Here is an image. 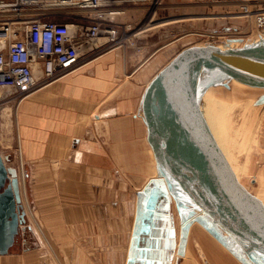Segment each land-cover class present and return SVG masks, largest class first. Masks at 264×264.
<instances>
[{"label":"crops","instance_id":"0c3cea01","mask_svg":"<svg viewBox=\"0 0 264 264\" xmlns=\"http://www.w3.org/2000/svg\"><path fill=\"white\" fill-rule=\"evenodd\" d=\"M168 3L197 11L173 22L205 18L206 6L235 13L240 0ZM143 10L129 6L123 20L145 19ZM136 43L125 40L73 73L6 98L5 164L18 170L26 223L0 264L246 263L161 175L142 100L177 53L161 52L171 43L153 51Z\"/></svg>","mask_w":264,"mask_h":264},{"label":"water","instance_id":"95a60500","mask_svg":"<svg viewBox=\"0 0 264 264\" xmlns=\"http://www.w3.org/2000/svg\"><path fill=\"white\" fill-rule=\"evenodd\" d=\"M260 42L187 46L153 77L142 100L148 142L171 193L188 198L256 264L257 252L264 254V203L238 179L201 101L205 84L217 74L264 90ZM8 161V155L0 154V254L15 244L26 223L18 170L7 166Z\"/></svg>","mask_w":264,"mask_h":264},{"label":"built area","instance_id":"2783aa9c","mask_svg":"<svg viewBox=\"0 0 264 264\" xmlns=\"http://www.w3.org/2000/svg\"><path fill=\"white\" fill-rule=\"evenodd\" d=\"M161 4V0H0V138L6 117L11 118L6 98L73 73L99 52L123 45L120 19L128 7L147 8L152 18ZM76 10L92 12L88 24L73 19ZM234 14L252 22L264 37V0H240Z\"/></svg>","mask_w":264,"mask_h":264},{"label":"rangeland","instance_id":"374dc122","mask_svg":"<svg viewBox=\"0 0 264 264\" xmlns=\"http://www.w3.org/2000/svg\"><path fill=\"white\" fill-rule=\"evenodd\" d=\"M161 3V5H158L156 15L152 18L146 10L142 12H146L147 17L142 20H123L124 15L120 19V22L123 23L120 29L121 40L124 43L126 40L128 43L135 45L137 44L136 41H143L147 45L150 43L149 46H151L152 51L174 41L161 51L168 50L165 53V58L195 44L213 43L225 46H244L257 44L260 38L264 40V37H260V33L252 25V22H249L246 18H232L231 16H235L234 13H218L222 9L221 7H211L209 9L206 6L207 13L202 15L206 16L205 18L191 17L186 18L187 20L179 19L172 22L169 20L172 16L184 14L197 16V11H192L187 6L172 5L168 3V0H161ZM213 9L217 13L210 14V10ZM72 14L75 16L73 19L86 25L91 19L89 15L92 12L90 10H76ZM137 32L141 33L134 35ZM136 38L139 39L135 40ZM105 51L107 50H103L96 55L99 56ZM161 52L157 55L161 54L160 57H163ZM231 81V78L228 79V77L217 74L205 84L203 95L205 96L208 92L209 98H206L207 102L203 114L209 126L214 114L221 136H224L222 139L225 147L241 173L242 183L264 203V90L236 87ZM211 87H213L212 90H210ZM222 111L224 112L222 113ZM216 113H219V118ZM224 128L227 129H225L226 132ZM0 154L5 155V130L0 138ZM242 166H244V169L241 172L239 169ZM237 248L244 258L245 264H256L248 259L238 245ZM257 253L260 257L259 264H264V254Z\"/></svg>","mask_w":264,"mask_h":264},{"label":"bare ground","instance_id":"6f19581e","mask_svg":"<svg viewBox=\"0 0 264 264\" xmlns=\"http://www.w3.org/2000/svg\"><path fill=\"white\" fill-rule=\"evenodd\" d=\"M144 28V27H143ZM254 39V38H253ZM252 39V40H253ZM260 39H262V38H260ZM259 40V39H258ZM259 42H260V40H259ZM256 43V42H255ZM261 43V46L262 47H264V40H262V42H260ZM230 46V45H229ZM231 46H234V45H231ZM221 47H227V45L225 46V45H221ZM229 79V78H228ZM233 81V84L237 87H243V88H245V87H249V88H254V87H251V86H248V85H246V84H244V83H242V82H240V81H238V80H235V79H233L232 80ZM231 81V82H232ZM221 84V83H220ZM212 88L213 87H211V89L210 90H212ZM254 89H258V88H254ZM261 90V89H260ZM234 91V90H233ZM211 93V92H210ZM206 98H209V96H208V92L205 94V96L204 95H202V101H201V108H202V111L204 110V106L206 105ZM220 100V99H219ZM241 100V99H240ZM225 101V100H224ZM221 102V101H220ZM239 103V102H238ZM250 103V102H249ZM230 104V103H229ZM232 106V105H231ZM231 106H230V108H231ZM249 106V105H248ZM224 107V106H223ZM252 107V106H251ZM255 108V107H254ZM247 110V109H246ZM219 112V111H218ZM224 111H222V113H223ZM204 113V112H203ZM217 114V113H216ZM232 114V113H231ZM248 114V113H247ZM217 116H218V118H219V113L217 114ZM241 116V115H240ZM223 117V116H222ZM213 120H211V123H210V128H211V130L213 131V134L215 135V138H216V140H217V142L219 143V145H220V147H221V149H222V151H223V153L225 154V156H226V158H227V160L229 161V163L231 164V167L233 168V170L235 171V173H236V175H237V177H238V179L242 182V180H241V173L238 171V169H237V167H236V165L234 164V161H233V159L230 157V155H229V153H228V151H227V149H226V147H225V144H224V141H223V139H222V137L224 138V136H221V132H220V130L218 129V127H217V125H216V120H215V117H214V114H213ZM221 118V117H220ZM247 119V118H246ZM248 120V119H247ZM244 122V121H243ZM242 122V123H243ZM232 123V122H231ZM238 123V122H237ZM230 126V125H229ZM236 126V125H235ZM232 127V126H231ZM240 127V126H239ZM220 128H222V127H220ZM236 128V127H235ZM225 129L226 128H224V131H225ZM234 129V128H233ZM245 129V128H244ZM227 130V129H226ZM243 130V129H242ZM253 130V129H252ZM234 131V130H233ZM226 132V131H225ZM245 132V131H244ZM228 133V132H227ZM247 134V133H246ZM233 136V135H232ZM244 136V135H243ZM251 137V136H250ZM239 139V138H238ZM233 141V140H232ZM232 141H230V142H232ZM227 142V141H226ZM229 142V141H228ZM244 142V141H243ZM234 143V142H233ZM229 145V144H228ZM231 145H232V143H231ZM230 146V145H229ZM238 147V146H237ZM230 148V147H229ZM153 151V150H152ZM232 155V154H231ZM239 156V155H238ZM239 163H240V161H239ZM244 163V162H243ZM243 169H244V166H242V168L240 167V171L242 170L243 171ZM241 171V172H242ZM202 231V230H201ZM203 232V231H202ZM205 234V233H204ZM203 234V235H204ZM218 242V241H217ZM236 244V243H235ZM205 245V244H204ZM237 245V244H236ZM226 248V247H225ZM187 251V250H186ZM188 252V251H187ZM193 253H195L194 252V250L192 251ZM226 254V253H225ZM193 255V254H192ZM211 257V256H210ZM209 257V258H210Z\"/></svg>","mask_w":264,"mask_h":264}]
</instances>
